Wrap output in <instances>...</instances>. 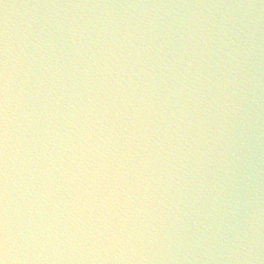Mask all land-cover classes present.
<instances>
[{
    "label": "clouds",
    "instance_id": "obj_1",
    "mask_svg": "<svg viewBox=\"0 0 264 264\" xmlns=\"http://www.w3.org/2000/svg\"><path fill=\"white\" fill-rule=\"evenodd\" d=\"M0 264H264V0H0Z\"/></svg>",
    "mask_w": 264,
    "mask_h": 264
}]
</instances>
